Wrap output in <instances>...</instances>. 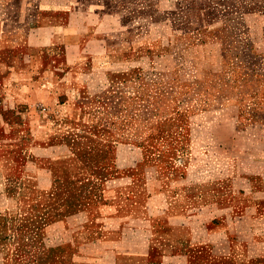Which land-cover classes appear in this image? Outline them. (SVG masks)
Returning <instances> with one entry per match:
<instances>
[{
  "label": "rangeland",
  "instance_id": "1",
  "mask_svg": "<svg viewBox=\"0 0 264 264\" xmlns=\"http://www.w3.org/2000/svg\"><path fill=\"white\" fill-rule=\"evenodd\" d=\"M130 184L264 264V0H0V264H98Z\"/></svg>",
  "mask_w": 264,
  "mask_h": 264
},
{
  "label": "crops",
  "instance_id": "2",
  "mask_svg": "<svg viewBox=\"0 0 264 264\" xmlns=\"http://www.w3.org/2000/svg\"><path fill=\"white\" fill-rule=\"evenodd\" d=\"M123 189H127L128 193L123 197L118 193L120 198L117 204H99L98 220L106 217L102 213L104 209H110L108 216L111 220L113 216L116 219L115 224L111 223L108 228L97 229V237L100 238L102 232L109 239L115 236L112 239L119 240H112L113 244L102 253L98 264L259 263L255 259V251L260 234L254 230L247 229L248 233H244L238 229L231 232L222 226L213 227V217L207 218L205 215L204 226L197 230L190 215L183 212V207L177 203V197L164 185L158 187L152 196L133 184ZM153 197L162 202L158 214H154L156 207L153 206ZM139 222L145 223L148 230L136 232L134 229ZM123 238H129L130 246H120ZM196 244H203L202 250L196 251Z\"/></svg>",
  "mask_w": 264,
  "mask_h": 264
}]
</instances>
